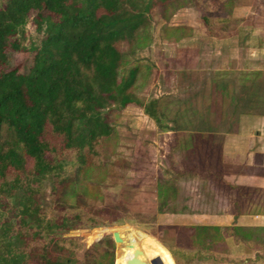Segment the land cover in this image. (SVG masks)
Returning <instances> with one entry per match:
<instances>
[{
    "label": "trees",
    "instance_id": "obj_1",
    "mask_svg": "<svg viewBox=\"0 0 264 264\" xmlns=\"http://www.w3.org/2000/svg\"><path fill=\"white\" fill-rule=\"evenodd\" d=\"M248 3L0 0V264H113L112 239H102L79 253L74 241L85 231L73 237L67 232L76 227V218L78 228H95L96 223L77 211V204L82 198L100 201L103 187L111 180H123L132 167L129 148L122 145L112 124L116 112L132 105L159 122L165 109L161 97H138L150 71L139 64L121 69L124 54L120 44L144 45L153 16L162 41L178 43L198 35L228 38L237 34L240 24L247 23L238 9ZM181 8H193L199 26L169 23ZM248 21L257 25L256 20ZM29 22L36 38L27 33ZM28 36L32 40L26 43ZM8 51L31 54L26 73L8 65ZM196 76L198 84L205 87L199 99L206 97L213 124L218 127L209 128L194 109L184 120L181 113L170 120L174 148L167 157L173 174L158 180L155 190L158 215L175 220L154 224L156 212L143 211V221L155 229L175 264H193L210 257L213 251L223 250L226 237L235 243L259 245L262 252L256 253V258L264 260V226L181 222V215L200 211L189 207L191 193L179 184L180 179L193 178V190L199 195H232L236 215L258 211V199L246 200L251 195L248 187L224 180L217 154L227 128L229 132L237 130L239 114H264V91L254 86L257 82L263 87L264 70L198 72L187 86L197 84ZM234 103L236 109L230 113L228 107ZM228 112L230 117L236 112L234 123ZM197 122L205 127L199 123L198 127ZM215 136H219L216 142ZM176 148L190 152L191 157L177 162ZM164 171L169 174V169ZM76 173L79 183L70 184ZM45 182L49 183L48 198L43 196ZM209 189L215 190V195ZM253 189L264 197V191Z\"/></svg>",
    "mask_w": 264,
    "mask_h": 264
},
{
    "label": "rangeland",
    "instance_id": "obj_2",
    "mask_svg": "<svg viewBox=\"0 0 264 264\" xmlns=\"http://www.w3.org/2000/svg\"><path fill=\"white\" fill-rule=\"evenodd\" d=\"M262 1H257L258 3L254 7V12H252L248 4L238 9V12L247 23L240 24L237 28V34L228 38L215 39L205 35H198L192 39H183L178 43L162 41L158 38V26L153 16L150 18L147 27L148 32L144 34L147 35L144 45L141 47H130L127 43L120 44V49L124 54L121 69H127L132 65L139 64L146 66L150 71L145 80L143 90L137 92L138 97H141L143 100L161 97L165 107L163 109L164 114H162L159 122H155L136 106L128 105L116 112L115 120L112 121L114 122L112 124L116 128L122 145L130 149L127 150V153L132 155V167L123 176V180H111L103 187L100 194L102 199L100 201L90 202L86 198H82L81 202L77 204V211L82 216L96 223L97 226L92 228V226L87 227L84 225L85 228H78V220L76 218V227L67 232L69 237H73L78 235L80 231H85L81 235L82 238L80 240L74 241L76 252L81 253L84 250H89L102 239L108 237L112 239L111 230H113L121 231L128 236H134L131 240V243L134 242L133 246L124 249L123 252L120 251L116 258V243L113 242V264H125L126 257L132 255L134 248L142 252L137 257H141L142 260L149 264H175L168 250L158 241L155 229L143 221L145 215L143 211L156 212L154 224L156 222H173L175 220L172 216L162 218L158 215V201L155 190L158 180L167 176L169 178L173 174L171 164L168 161L169 158L167 157L170 150L174 148L171 146L173 132L170 128H173V125L170 120L176 114L180 115V113L182 115L179 117H183L181 119L184 120L189 116L188 111L194 109V113L198 114L197 117L199 119L200 114L202 121L207 120L206 123L210 125L209 128L214 129L218 127L217 123L213 124V111L208 109L210 106L206 102V97H203L201 100L199 99V92L202 89L204 90L205 87L198 84V76L195 78L197 84H193L190 87L187 86L188 81H191L198 72L202 73L225 68L264 70V7L262 5L264 2ZM248 20H256L257 25L249 24ZM168 22L171 24L185 23L199 26L197 13L193 8L179 9L170 17ZM31 24L29 22L26 25L27 33H29L31 38H36L37 36L34 34ZM150 25L151 29H149ZM29 36L25 41L26 43L32 40ZM7 58L8 65L16 67L21 73L28 71L32 61L31 54L23 51H8ZM258 80L263 81L262 78ZM261 84H264V82ZM258 85L256 82L254 86L264 91V85L263 87H259ZM194 92L196 93L194 94V98H192ZM235 109V103L228 107L230 113H233ZM229 112L227 117L231 119V123H234L236 112L231 117ZM237 119L239 120L240 118ZM198 123L195 125L198 126ZM224 125L226 128L227 124ZM242 125L244 126L245 122ZM197 126L196 128L199 126L201 128L205 127L201 126L200 123ZM189 129V126L185 127L186 131H189ZM226 133H230L228 128L223 135L226 136ZM218 137L215 136V142L218 141ZM217 152L214 150L213 155L216 156ZM217 155L222 156L221 154ZM189 157H191L190 152H185L182 148L174 149V159L177 162L183 163ZM164 169H169V174ZM221 170L226 182H232L233 184L242 185L250 189L248 192L251 195L246 200L257 201L258 199L259 202H256L258 204V211L255 212L257 215L264 214V197L261 196L260 192H255L253 189L254 187L258 188L253 183L255 176L254 178L252 176H250L251 178L243 177L237 183L238 180L234 176L235 173L230 171L228 165L221 162ZM79 180V175L76 173L72 176L70 184L79 183ZM247 180L249 184L244 183ZM179 184L185 190L188 189L186 192L191 193L189 207L200 211L191 215H181V222H215L214 224L218 223L219 226H222L223 224L231 223L237 218L236 208L231 198L232 195L217 194V192L214 197L211 195L204 197L205 194L202 191L203 195H199L197 193L198 190L196 192L193 190L195 189L193 178L180 179ZM43 186V196L48 198L49 183L45 182ZM211 192L215 195V190H210ZM257 193L260 198L256 197ZM207 211H212V213H207ZM246 213L251 214L252 212L248 210ZM88 238H91L90 244L84 247L81 240ZM152 244L154 247H152ZM151 249H154L151 252L152 254L150 253ZM248 260L252 259L249 257Z\"/></svg>",
    "mask_w": 264,
    "mask_h": 264
},
{
    "label": "crops",
    "instance_id": "obj_3",
    "mask_svg": "<svg viewBox=\"0 0 264 264\" xmlns=\"http://www.w3.org/2000/svg\"><path fill=\"white\" fill-rule=\"evenodd\" d=\"M257 1L249 0L248 5L252 12L255 10ZM262 5L264 7V3ZM239 118L237 130L229 134L226 133L227 135L224 136L220 151L221 162L228 165L230 171L235 173L237 183L243 177L251 178L250 176H252L254 178L255 176L253 183L259 190L264 191V114H241ZM244 183H248V180ZM231 223L264 226V214L244 213L237 215V218ZM225 242H223V250L217 249L212 252L210 257L195 260L194 264H264V260L256 258V253L262 252L259 245L248 246L243 242L235 243L232 238L228 237L225 238ZM249 257L252 260H248Z\"/></svg>",
    "mask_w": 264,
    "mask_h": 264
},
{
    "label": "water",
    "instance_id": "obj_4",
    "mask_svg": "<svg viewBox=\"0 0 264 264\" xmlns=\"http://www.w3.org/2000/svg\"><path fill=\"white\" fill-rule=\"evenodd\" d=\"M111 236H112L113 242L116 243L115 258L118 255V253H120V251L123 252L124 249H127L128 247H131L134 244V242L131 243L132 238H130V236L126 237L125 233H124V236H122L117 231H112ZM122 237H124V238H122ZM90 240H91V238L81 240L83 242L84 247L89 246ZM141 254H142V252L139 249L134 248L132 251V255L129 257H126L125 264H149L148 262L142 260L141 257H137V255H141ZM114 261H115V259H114Z\"/></svg>",
    "mask_w": 264,
    "mask_h": 264
}]
</instances>
